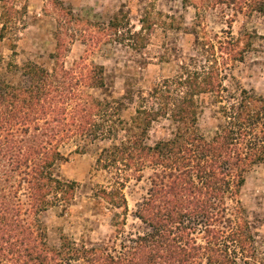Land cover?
<instances>
[{
  "label": "trees",
  "instance_id": "obj_1",
  "mask_svg": "<svg viewBox=\"0 0 264 264\" xmlns=\"http://www.w3.org/2000/svg\"><path fill=\"white\" fill-rule=\"evenodd\" d=\"M18 2L0 0L1 39L18 29L27 12ZM207 2L240 14H264V0H183L195 7L197 18ZM127 21L119 13L108 27L124 39ZM158 25L146 9L141 30L128 31V39L144 41ZM167 26L175 29L173 23ZM61 56H51L56 60L52 70L32 61L24 64L20 84L0 80V264H240L239 253L243 264H264L248 230H223L229 223L226 199L240 194L250 168L264 164V98L243 90L236 103L223 105L216 60L202 65L192 59L177 76L139 93L136 113L125 121L123 100L132 104L134 93L120 100L92 96L90 89L106 87L105 68L73 73L57 67ZM209 95L220 104L224 120L211 139L199 126L200 99ZM161 120L171 122L172 137L149 145L150 130ZM76 138L113 142L102 150L96 167L114 173L118 185L147 167L157 169L150 199L139 213L150 230L124 246L121 256L110 254L107 246L78 244L66 236L60 247H51L46 229L36 220L57 202L72 200L78 188L77 182L56 175L64 159L61 145ZM22 190L27 208L20 199ZM100 193L113 203L121 188ZM23 210H29L25 213L31 220L23 217ZM196 231L205 234V244L193 237Z\"/></svg>",
  "mask_w": 264,
  "mask_h": 264
},
{
  "label": "rangeland",
  "instance_id": "obj_2",
  "mask_svg": "<svg viewBox=\"0 0 264 264\" xmlns=\"http://www.w3.org/2000/svg\"><path fill=\"white\" fill-rule=\"evenodd\" d=\"M204 4L197 18L195 7L185 6L183 0H19L17 6L26 5L27 12L17 30L0 38V80L22 83L20 68L29 61L52 70L56 60L51 56L59 52L62 56L57 67L67 71L87 75L94 66L105 68L106 87L90 89L92 96L120 100L128 98L127 92L134 93L132 104L123 100L126 107L121 116L130 121L139 93L145 95L155 84L177 76L192 59L202 65L216 60L224 88L223 105L236 103L243 90L264 98V14H240L226 6L215 7L213 2ZM146 9L153 12L159 25L144 41L136 43L128 39V31L141 30ZM119 13L128 18L127 28L121 31L124 39L117 38L108 27ZM170 23L175 29L167 26ZM1 28L0 5V33ZM200 100L199 126L211 139L224 122L219 115L220 104L211 95ZM173 131L168 120L155 123L148 144L170 139ZM112 144L76 138L61 145L64 159L57 164L56 175L77 182L78 188L72 200L57 202L35 218L46 229L51 247H60L62 236H66L78 244L107 246L110 254L121 256L124 246L150 230L139 213L150 199L157 169L147 167L118 185L114 173L96 167L102 150ZM245 180L240 194L226 199L229 223H224L223 230H248L257 257L264 260V164L250 168ZM116 186H120L121 194L113 203L101 197V190ZM20 199L27 208L25 190L20 192ZM25 211L29 212L23 210V217L31 220ZM193 237L200 244L206 243L204 233L196 231ZM240 254L237 262L243 264Z\"/></svg>",
  "mask_w": 264,
  "mask_h": 264
}]
</instances>
